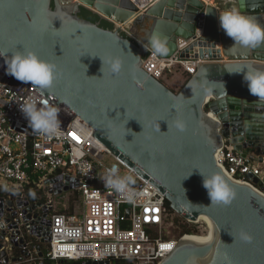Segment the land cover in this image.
I'll return each instance as SVG.
<instances>
[{
  "label": "water",
  "instance_id": "obj_1",
  "mask_svg": "<svg viewBox=\"0 0 264 264\" xmlns=\"http://www.w3.org/2000/svg\"><path fill=\"white\" fill-rule=\"evenodd\" d=\"M223 2L216 9L202 0H161L142 13L130 0H0V50L35 51L63 74L44 97L92 127L93 136L161 192L174 213L188 223L201 217L210 222V239L181 238L162 264H264V182L252 174L247 176L252 185L235 182L216 160L226 139L243 157L263 163L264 101L250 93L239 71L246 65L264 70V44L232 47L234 41L219 24ZM234 3L264 25V0ZM82 9L106 22L114 20L113 30L81 19ZM202 13L207 16L204 37L180 53L181 59L200 61L197 71L175 92L143 69L148 37L153 30L167 36L169 53L160 57L170 59L179 39L193 38ZM97 55L121 57L125 70L111 76L105 65L103 77ZM9 76L0 83L6 84ZM178 116L188 121L184 133L172 128ZM160 127L162 132L155 130ZM199 170L225 177L237 193L231 205H210ZM46 184L55 197L78 186L62 176ZM50 210L41 202L0 200V264L22 262L31 256L30 248L44 260L42 247L51 242ZM240 228L253 235L252 243L234 242L232 235Z\"/></svg>",
  "mask_w": 264,
  "mask_h": 264
},
{
  "label": "built area",
  "instance_id": "obj_2",
  "mask_svg": "<svg viewBox=\"0 0 264 264\" xmlns=\"http://www.w3.org/2000/svg\"><path fill=\"white\" fill-rule=\"evenodd\" d=\"M130 1L143 13L161 0ZM202 1L216 9L220 4V0H213L214 6L206 0ZM223 1L232 3L233 0ZM111 22L115 23L114 20ZM206 27L207 16L202 13L197 18L193 38L179 39L174 57H153L148 51L143 69L160 81L176 66L182 68L188 77L193 76L200 61L181 59L180 53L201 40ZM122 28L139 42L126 27ZM5 59L0 57V82L7 75ZM30 98L36 99L38 106L44 100L54 104L35 91L30 83L18 81L11 75L6 84L0 83V200H27L25 190L29 184L43 190L47 197L43 206H52L46 216L50 222L48 232L51 242L47 246L44 260L38 259L35 250L30 248L29 258L9 264H42L45 261L53 264L63 261L162 264L181 238L199 236L184 235L178 239L168 236L167 229L174 222L165 196L141 176L137 175L134 187L143 195L135 202L122 198L113 189L106 187L101 177L112 164H118L121 174L135 172L106 149L93 136L94 129L66 106H59L61 127L57 136L47 138L35 133L20 108ZM216 160L218 166L235 182L252 185L247 180L249 174L264 182V156L263 163L257 157L245 158L235 151L228 140L223 139V147ZM57 176L69 177L78 182V186L68 193L79 194L82 198V211H56L52 199L55 196L49 194L46 182ZM254 188L261 191L258 186ZM206 224V232L210 234V225ZM164 245H171V248H165Z\"/></svg>",
  "mask_w": 264,
  "mask_h": 264
},
{
  "label": "clouds",
  "instance_id": "obj_3",
  "mask_svg": "<svg viewBox=\"0 0 264 264\" xmlns=\"http://www.w3.org/2000/svg\"><path fill=\"white\" fill-rule=\"evenodd\" d=\"M219 24L225 34L234 41L232 47L255 48L264 44V25H261L255 18L244 14L238 7H232L222 12L219 15ZM146 49L153 57L166 56L169 53L167 36L159 30H153L148 37ZM9 53H11L10 56L8 55ZM0 57H8V59H5L7 74L18 81L26 84L30 83L41 95L48 93L55 82L63 75L57 64L41 59L32 50L17 49L14 52L0 50ZM99 57L103 62L101 68L103 77L105 75V65H107L108 73L111 76H118L125 70L124 60L121 57H109L107 60L101 56ZM132 71L135 77V71H138V69ZM239 72H243V78L248 85L250 93L257 96L259 100L264 101V70L246 65ZM204 94L209 95L210 89L205 88ZM61 103L67 104L68 101L63 100ZM20 108L28 120L30 128L35 133L47 138L59 134L61 121L59 119L60 109L57 104H50L47 100H44L38 106L37 100L30 98L20 105ZM172 128L179 133H184L188 130V121L178 116L173 120ZM155 130L161 131V127ZM200 173L203 177V187L207 190L211 201L210 205L229 206L233 203L237 193L222 174L212 173L211 175H206L201 171ZM101 179L106 187L113 189L128 201L135 202L143 195L142 192L136 191L134 187L137 184V174L132 172L121 174L118 164H112L107 168ZM30 195L34 197L35 193H30ZM232 236L235 238L234 242L239 240V242L246 244L252 243L254 239L253 235L245 228H240L236 235ZM213 264H215V260Z\"/></svg>",
  "mask_w": 264,
  "mask_h": 264
},
{
  "label": "rangeland",
  "instance_id": "obj_4",
  "mask_svg": "<svg viewBox=\"0 0 264 264\" xmlns=\"http://www.w3.org/2000/svg\"><path fill=\"white\" fill-rule=\"evenodd\" d=\"M234 1L235 0H233L232 3H226L222 9V12L232 8L231 4L233 5ZM211 4L214 6L213 2ZM215 5H217V2ZM234 7H236V5ZM189 78L190 77H188L184 73L182 68L176 66L171 70V72H167L165 74V77L162 81L168 79L169 84H171L173 87L176 88V86H178V83L180 80H182V81L184 80L183 82H185L184 83V85H185L187 83V81L189 80ZM182 88H183V86L181 88H177L175 90V92H179ZM110 162H112V160H110ZM52 199L55 201L57 212L64 211V212H69V213H76V212L82 211V208H83L82 198L80 196L77 197L76 194L66 193V194H63L61 196L54 197ZM175 216H179V215H177L175 213ZM171 217L173 218V216H171ZM194 226H196L200 232L198 237H208L209 236V234L206 232V228H207L206 221L201 220L200 223L194 224ZM174 228H175L174 225L168 227L167 234L172 239H178L180 237L174 231L175 230Z\"/></svg>",
  "mask_w": 264,
  "mask_h": 264
},
{
  "label": "trees",
  "instance_id": "obj_5",
  "mask_svg": "<svg viewBox=\"0 0 264 264\" xmlns=\"http://www.w3.org/2000/svg\"><path fill=\"white\" fill-rule=\"evenodd\" d=\"M79 17L81 19L90 21L92 23H100V27L107 29V30H113L114 26L112 23L106 22L104 20H101L96 14L86 10L82 9L81 12L79 13ZM126 36L125 34H123ZM26 199L32 204L36 205L39 202L45 203L47 201V197L44 194V191L41 189H38L35 187L34 184H29L26 187ZM30 193H35V196L33 197L30 195ZM77 197L79 196L78 193H76ZM167 207L170 211L171 216H173V222H174V231L178 234V236L181 238L184 235H199V230L197 229L194 224L188 223L186 220H184L180 216H175V213L171 210L170 205L168 202H166ZM64 212V211H61ZM42 250L44 253H47L48 248L46 246L42 247ZM45 264H53L50 261H45ZM59 264H82L80 261H71V262H66V263H59ZM113 264H121L118 261H114Z\"/></svg>",
  "mask_w": 264,
  "mask_h": 264
},
{
  "label": "bare ground",
  "instance_id": "obj_6",
  "mask_svg": "<svg viewBox=\"0 0 264 264\" xmlns=\"http://www.w3.org/2000/svg\"><path fill=\"white\" fill-rule=\"evenodd\" d=\"M206 1H210V3H212V1L213 0H206ZM140 6H142V5H140ZM213 116V115H212ZM104 146V145H103ZM105 147V146H104ZM106 148V147H105ZM200 220H204V221H206L209 225H210V222H208L207 220H205L204 218H200ZM210 228H211V233L209 234V236L208 237H198V236H190V237H187V238H191V239H196V240H208V239H210L212 236H213V230H212V227H211V225H210Z\"/></svg>",
  "mask_w": 264,
  "mask_h": 264
},
{
  "label": "crops",
  "instance_id": "obj_7",
  "mask_svg": "<svg viewBox=\"0 0 264 264\" xmlns=\"http://www.w3.org/2000/svg\"><path fill=\"white\" fill-rule=\"evenodd\" d=\"M210 2V1H209ZM226 4V2H223V5H225ZM220 5V4H219ZM231 6L232 7H234L235 6V3H233V5L231 4ZM237 7V6H236ZM184 81V80H183ZM182 80H180L179 81V83H178V86H176V88L175 87H173L171 84H169V80L167 79V80H164V81H162L166 86H168L171 90H173V91H175L177 88H181L182 86H184V83L185 82H183Z\"/></svg>",
  "mask_w": 264,
  "mask_h": 264
},
{
  "label": "snow or ice",
  "instance_id": "obj_8",
  "mask_svg": "<svg viewBox=\"0 0 264 264\" xmlns=\"http://www.w3.org/2000/svg\"><path fill=\"white\" fill-rule=\"evenodd\" d=\"M74 138H76V137L74 136ZM146 211H152V210L146 209ZM156 211H158V210H156ZM163 247H165V248H171V245H164Z\"/></svg>",
  "mask_w": 264,
  "mask_h": 264
}]
</instances>
